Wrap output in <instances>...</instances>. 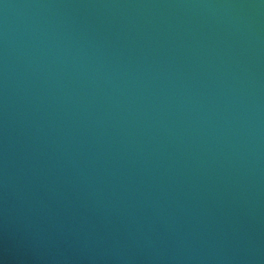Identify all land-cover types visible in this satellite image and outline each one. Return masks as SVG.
Segmentation results:
<instances>
[{"label": "water", "instance_id": "water-1", "mask_svg": "<svg viewBox=\"0 0 264 264\" xmlns=\"http://www.w3.org/2000/svg\"><path fill=\"white\" fill-rule=\"evenodd\" d=\"M0 264H264V0H0Z\"/></svg>", "mask_w": 264, "mask_h": 264}]
</instances>
